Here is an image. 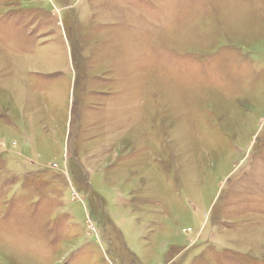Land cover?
<instances>
[{
    "label": "rangeland",
    "instance_id": "rangeland-1",
    "mask_svg": "<svg viewBox=\"0 0 264 264\" xmlns=\"http://www.w3.org/2000/svg\"><path fill=\"white\" fill-rule=\"evenodd\" d=\"M0 264H264V0H0Z\"/></svg>",
    "mask_w": 264,
    "mask_h": 264
}]
</instances>
